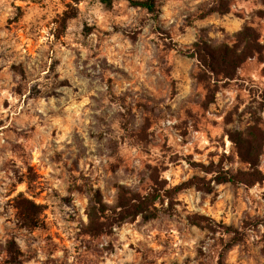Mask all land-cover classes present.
Segmentation results:
<instances>
[{
    "label": "rangeland",
    "instance_id": "374dc122",
    "mask_svg": "<svg viewBox=\"0 0 264 264\" xmlns=\"http://www.w3.org/2000/svg\"><path fill=\"white\" fill-rule=\"evenodd\" d=\"M245 26L258 35L260 70L240 73L249 94L235 98L261 93L230 128L259 118L264 131V0H156L152 12L128 0H0V264H264V178L253 181L254 170L264 177V141L255 166L237 145L219 147L223 126L210 148L172 154L133 112L117 122L110 109L114 56L141 58L153 42L142 34L177 44L190 71L195 42L241 48ZM130 141L141 150H125ZM220 172L252 175L217 182ZM120 186L161 191L156 217L86 233L90 199L113 205Z\"/></svg>",
    "mask_w": 264,
    "mask_h": 264
},
{
    "label": "crops",
    "instance_id": "0c3cea01",
    "mask_svg": "<svg viewBox=\"0 0 264 264\" xmlns=\"http://www.w3.org/2000/svg\"><path fill=\"white\" fill-rule=\"evenodd\" d=\"M116 36L122 39L130 38L128 33H116ZM142 36L153 42L141 44L144 51L141 58H135L134 52L128 49L127 55H124L125 51H123L122 54L114 56L117 69L111 73V84L114 85L115 98H112L110 109L117 113L115 120L118 122L131 111L138 118L137 121H144L141 127L149 137L159 138V124L166 114H170L176 121V128L187 139L194 136V149L210 148V145L215 142L212 132L224 127L225 131L221 129L222 131L218 134L220 136L222 132L224 145L219 147L225 152L235 151L231 148V145H236V142L230 137V131L244 130L248 125L256 122V118L250 119L244 127L230 128L234 122H237L233 118V113H247L249 100L258 98L261 93L260 90L254 89L252 97L248 100L245 96L242 103L235 98L237 92L243 90L246 93L248 91L245 87L237 88L236 82L239 81L240 73L245 70L252 75L260 70L256 67L252 68L254 59H257L256 53L247 58L237 68L235 75L229 78L223 74L213 75L201 65L195 56H190L195 62L192 69L184 70L182 58L176 55L179 51L176 48L177 44H168L167 39L161 37L164 36L161 33H144ZM119 51L121 50L118 49L117 52ZM168 89L169 92L174 89L169 97H167ZM138 123L136 122V125ZM139 128L137 127L135 131ZM194 130L202 132L208 141L205 143L197 137L198 135H193ZM207 132L210 133L209 137ZM130 142L123 144L125 150L129 152L141 150L142 145L139 142ZM158 146L165 147V152L182 154L178 143L172 139L170 143L158 144Z\"/></svg>",
    "mask_w": 264,
    "mask_h": 264
},
{
    "label": "trees",
    "instance_id": "16d2710c",
    "mask_svg": "<svg viewBox=\"0 0 264 264\" xmlns=\"http://www.w3.org/2000/svg\"><path fill=\"white\" fill-rule=\"evenodd\" d=\"M134 6L146 8L152 12L156 5V0H129ZM236 36L243 43L240 48L239 44L229 45L222 42L217 45H212L206 40H200L194 43V48L189 52L191 56H195L202 66L213 75L223 74L226 77H233L237 68L250 56L262 51L261 45L256 43L258 35L250 27H243ZM258 44V45H257ZM259 119V118H258ZM256 122L248 125L244 130L230 131V137L236 142L239 156L256 165L260 155L262 144L264 141V131ZM205 171H209L208 166H204ZM255 177L253 181L263 179V175L254 170ZM252 174L249 172H240L238 174L218 173L214 179L217 182L225 181H242L246 182ZM200 180L198 176H194L185 183L177 185L175 188L180 189L185 185H190L193 180ZM168 192V191H167ZM161 191L154 189L146 194L134 192L124 186H120L119 195L116 203L113 205L106 204L102 201L99 193L90 199V204L87 208L88 223L85 227V232L92 235L99 234L112 227L114 224L120 225L124 221L134 220L137 216H142L143 219L156 217L155 203L162 197ZM28 203L31 201L26 199ZM109 210V212H106ZM26 219L32 220V213L29 208L26 211ZM230 246V244H227Z\"/></svg>",
    "mask_w": 264,
    "mask_h": 264
},
{
    "label": "built area",
    "instance_id": "2783aa9c",
    "mask_svg": "<svg viewBox=\"0 0 264 264\" xmlns=\"http://www.w3.org/2000/svg\"><path fill=\"white\" fill-rule=\"evenodd\" d=\"M175 124L176 121L173 119V117L170 114H166L159 125V139L164 144L170 143V139H172L178 143L180 151L187 152L190 150L189 152H192L194 149V136H191L189 139H187L186 136L176 128ZM193 135H198L197 137H199L205 143L208 141V138L204 137L203 133H200L198 130H194Z\"/></svg>",
    "mask_w": 264,
    "mask_h": 264
}]
</instances>
